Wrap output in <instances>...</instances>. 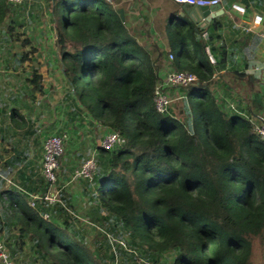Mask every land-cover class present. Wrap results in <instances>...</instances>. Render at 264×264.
<instances>
[{"label":"trees","instance_id":"trees-1","mask_svg":"<svg viewBox=\"0 0 264 264\" xmlns=\"http://www.w3.org/2000/svg\"><path fill=\"white\" fill-rule=\"evenodd\" d=\"M48 4L67 94L90 124L124 141L95 148L89 185L104 214L92 239L68 215L51 217L63 210L46 209L43 176L38 197L6 189L0 233L16 244L0 242L12 264L14 255L19 264H264V140L212 94L203 30L184 19L166 24L176 69L196 81L177 87L179 105L159 111L162 53L140 43L112 3Z\"/></svg>","mask_w":264,"mask_h":264},{"label":"crops","instance_id":"crops-1","mask_svg":"<svg viewBox=\"0 0 264 264\" xmlns=\"http://www.w3.org/2000/svg\"><path fill=\"white\" fill-rule=\"evenodd\" d=\"M1 2L6 8L2 10L0 4V206L6 205L4 192L9 188L26 197L42 194L44 141L49 135L60 134L64 151L55 181L46 180V195L52 197V202L46 201V209L54 210L59 205L63 214L55 211L51 217L61 222L68 215L76 229L92 238L98 235L95 228L103 231L96 221L104 212L92 196L91 180L75 177L73 172L86 158L96 157L95 148L107 129L90 124L81 104L67 94L59 57L52 48L54 41L46 36L47 30L51 31L49 0ZM111 3L122 12L131 33L141 37L142 44L156 55L162 53L158 59L160 78L169 67L176 69L173 58H168L166 24L170 19H184L195 27L183 13L182 4L171 0ZM233 4L243 7V11ZM220 5L223 12L200 28L213 68L212 94L226 109L256 124L264 122V0H222ZM255 15H261L262 22L250 25ZM213 21L220 23L214 29L209 27ZM51 49L52 54H46ZM170 89L176 97L172 104L175 107L180 104V91L162 86L168 94ZM48 212L43 215L48 217ZM6 237V233H0V240L9 250L16 242L9 245ZM24 249L25 253L27 245ZM11 258L17 264L23 260L15 255Z\"/></svg>","mask_w":264,"mask_h":264},{"label":"built area","instance_id":"built-area-1","mask_svg":"<svg viewBox=\"0 0 264 264\" xmlns=\"http://www.w3.org/2000/svg\"><path fill=\"white\" fill-rule=\"evenodd\" d=\"M12 3H20L24 0H8ZM178 4H195V5H215L220 4L222 0H171ZM233 7L243 11V7L240 5L233 4ZM262 22L261 15H255L252 22L250 23L255 25ZM169 59L173 58V55L170 53L168 55ZM212 59L211 56H209ZM196 77L188 72L175 70L169 72L168 80H163L160 84L158 83L155 88L154 103L155 107L159 111H163L166 107L170 106V98L168 93L162 90V86L170 87H179L185 86L190 83H194ZM255 130L258 132L260 137L264 140V122L257 123L255 125ZM124 139L116 131L107 130L102 138L100 139V146L106 149H110L115 145L123 143ZM64 151V138L60 134L49 135L44 141V151L42 157V176L47 181H55L57 177V167L58 160ZM95 170V161L92 157L86 158L82 164L76 168L73 172L75 177H85L91 179L93 172ZM38 197V196H35ZM40 198H43L45 201L52 202V197L49 195H43ZM46 216V215H44ZM0 264H12L10 261L5 247L0 242Z\"/></svg>","mask_w":264,"mask_h":264},{"label":"water","instance_id":"water-1","mask_svg":"<svg viewBox=\"0 0 264 264\" xmlns=\"http://www.w3.org/2000/svg\"><path fill=\"white\" fill-rule=\"evenodd\" d=\"M183 13L195 24V28L200 29L201 26L223 12L220 4L215 5H195L182 4ZM122 18L124 15L119 11ZM100 145V140L99 144Z\"/></svg>","mask_w":264,"mask_h":264},{"label":"rangeland","instance_id":"rangeland-1","mask_svg":"<svg viewBox=\"0 0 264 264\" xmlns=\"http://www.w3.org/2000/svg\"><path fill=\"white\" fill-rule=\"evenodd\" d=\"M106 1H108V2H110L111 3V1L112 0H106ZM178 4V3H177ZM181 5V4H180ZM236 5H238V4H236ZM128 27V26H127ZM49 35V37H51L52 39H53V41L55 42V36H56V34H55V32L53 31V29H51V31L50 30H47V33H46V36H48ZM136 38H138L139 39V42L140 43H142L140 40V36H135ZM143 39V38H142ZM54 44V43H53ZM53 49H54V46L52 47ZM54 52V51H53ZM46 54H52V49L50 50V51H46ZM176 69L175 68H173V67H169L168 69H167V71L164 73V76H162V78H161V81H163V80H168V74H169V72H172V71H175ZM160 84V83H159ZM172 89H170V92H169V94H168V96H169V98H170V105L172 106V104L174 105V102L176 101V97H174V95L175 94H172ZM174 108V107H173ZM84 224H90L89 222H83ZM90 237V236H89ZM90 239H92V238H90ZM106 250V247L104 246V244L102 245V248H101V252L102 253H104V251ZM255 253L257 254L258 253V249L256 248L255 249ZM257 257H258V255H257ZM112 263H113V261H111ZM114 264H117V262L116 263H114Z\"/></svg>","mask_w":264,"mask_h":264}]
</instances>
